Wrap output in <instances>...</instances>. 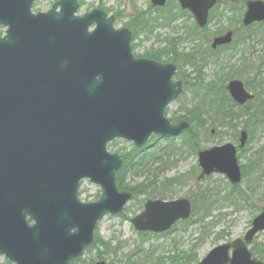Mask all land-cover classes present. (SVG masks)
<instances>
[{
    "label": "water",
    "instance_id": "obj_1",
    "mask_svg": "<svg viewBox=\"0 0 264 264\" xmlns=\"http://www.w3.org/2000/svg\"><path fill=\"white\" fill-rule=\"evenodd\" d=\"M38 0H0V255L14 264H72L95 240L98 223L120 216L133 194L119 189L123 166L115 140L144 147L152 135L177 137L166 108L182 92L176 66L135 58L132 32L116 30L102 10L77 16L78 0L33 12ZM155 7L167 0H151ZM200 27L218 0H179ZM244 25L264 21V2H248ZM233 33L213 47L228 45ZM239 105L254 99L243 82L227 86ZM248 133L241 134V148ZM233 144L198 153V180L225 175L242 184ZM99 186L97 202L79 198L81 183ZM192 214V203L149 200L132 220L139 233H165ZM264 232V212L244 239L214 249L200 264H264L248 246ZM233 250L232 256L230 251ZM98 264H106L100 262Z\"/></svg>",
    "mask_w": 264,
    "mask_h": 264
},
{
    "label": "rangeland",
    "instance_id": "obj_2",
    "mask_svg": "<svg viewBox=\"0 0 264 264\" xmlns=\"http://www.w3.org/2000/svg\"><path fill=\"white\" fill-rule=\"evenodd\" d=\"M57 1L59 0H38L33 6V11L47 12ZM79 1L81 6L78 14L81 16L95 9H101L109 16L116 18V29L129 28V24L136 28L132 42L133 53L136 57L148 59V57H153L155 53L161 52L163 53L161 63L177 65V80L189 83L196 77L195 66L200 64V59L195 55L197 47H199L195 44L199 42L197 39L194 40L192 38V34L197 36V33L193 29V21L188 16L183 17L178 14L175 7H172L174 19L170 21L167 12H153L150 0ZM227 1L230 3L229 7L232 5L236 11L226 10L228 6L226 8L223 7L217 14V16L222 15L220 16L221 20L210 26L205 40L208 36H211V38L216 37L213 34H225L230 29L236 28L235 21L238 19L236 12L237 9L239 10L243 0ZM158 15L163 17V20L156 22L155 19H158ZM145 19L148 22L154 21L153 24L150 23L152 26H146L139 30ZM166 22L171 23L166 24ZM235 41H239L238 37H235ZM201 43L199 45L204 47H200L203 55L210 54V50L207 49L205 43ZM174 49L175 53H172ZM215 57L212 56L211 62L204 68L207 83L218 82L221 78L220 73H230V69H233L232 66L234 65L238 67L235 71H240V61L244 57L250 58L253 63H261L262 59H264L263 30L241 49H236L231 53L222 52L220 63L216 62L218 60L214 61ZM223 66L225 68L222 69ZM240 73V75H247L244 70L240 71ZM192 90L195 91V89L191 88L187 90V86L184 84L183 93L167 107L166 115L168 120L173 122L178 120L177 122H179L190 119L188 114L194 111L193 109L199 103L200 94H202L204 89L200 88V93L196 98L193 96ZM243 121L244 118L238 121L240 125L239 134L243 129ZM192 125V130L199 138L198 151L221 147L228 143L239 146V135L235 138L234 131L229 127L213 126L211 120H208L206 127L201 126V121H197ZM172 142L176 148L168 150L162 162L150 163L146 168H141L139 173L135 174L131 171L127 175L126 185L139 189L143 187L149 195L153 193V196L140 195L138 199L131 201L127 205L123 214L120 216H107L99 223L96 239L109 243L108 245L111 248L107 249L109 253L100 258L99 255L105 249L100 244L99 246L95 244V246L93 245L94 247L89 248L84 253L80 261L73 264H97L100 261H105L107 264H127L128 258L133 253H136L138 246L146 251L153 250L154 253L151 259L153 262L151 264H199L215 248L237 239H242L246 235L252 227L254 218L264 210V125L257 129L256 136L241 151L239 159L244 173L248 172V175H251L249 177L250 186L252 188L257 187V191L253 195L249 193L246 178H244L243 184L239 186V190L233 192L232 195H235L234 197H229L233 191L232 185L224 175L216 174L210 176L201 182L198 181L199 184L196 185L197 177L200 173L194 176L198 167L197 152L188 146H182L180 137ZM167 145L168 142L160 138L153 147L158 146L162 151ZM108 149L112 154L120 156L136 151L133 143L125 140L112 142ZM255 162L257 163L256 169H254L253 164ZM184 175L188 176L186 184L182 186L170 184L175 178ZM240 192L251 195V198L246 200V197L242 196ZM101 193L99 186L89 180H85L81 184L79 196L81 201L92 203L98 201ZM162 193L167 194L165 200L168 201L191 200L195 193L208 195L214 203V210L204 224L197 223L196 220L191 221L189 224L179 223L170 233L149 236L142 242L140 233L134 229L131 221L143 212L144 204L147 200L161 199L158 196ZM226 196L227 200L224 199ZM255 248L264 249V233L259 234L250 247L251 251ZM176 256L183 258L172 262L170 258ZM255 257L264 261V256L260 258L255 255ZM0 264L14 263L9 262L4 256L0 255Z\"/></svg>",
    "mask_w": 264,
    "mask_h": 264
},
{
    "label": "trees",
    "instance_id": "obj_3",
    "mask_svg": "<svg viewBox=\"0 0 264 264\" xmlns=\"http://www.w3.org/2000/svg\"><path fill=\"white\" fill-rule=\"evenodd\" d=\"M163 17H160V15H158V19H155L156 22H158V20H163ZM213 18V17H212ZM211 18V20H212ZM174 18H170L169 20L172 21ZM154 21L152 22H148L146 19L142 22V24L139 27L140 29H143L144 27L148 26H152L150 23L153 24ZM171 23V22H168ZM166 22V24H168ZM131 30L133 32H136V28L134 27H130ZM251 34H253L252 32H249V36L247 37V39L250 41L251 38ZM204 37H206V33L203 34ZM192 38L195 40H199L198 38V34L197 36H194L192 34ZM238 44L237 47L240 46V43L243 42L246 43L248 40H246L245 38H238ZM172 53H175V49L172 51ZM153 57L157 60V61H162L163 58V53H157L155 55H153ZM174 62V60H173ZM210 60L209 59H202V65H196L195 66V72H196V77L193 79V81H191V84H193L192 86H194L195 92L197 95H199L200 93V88L204 89V91L202 92V94H200V101L199 103L196 104V106L194 107V111H192L191 113L188 114L190 119H187V121L192 125L194 123H196L197 121H201V126L206 127L208 120H211V123L213 126H221V127H229L234 131V137L237 138L239 135V124L238 121L239 120H243L242 122L243 124V129H247L249 131L250 134V141L254 139V137L256 136V132L257 129L260 128L261 126L264 125V59L261 61V63L257 64V63H253L252 60L250 58H242L241 63H243V66L241 67L240 71L244 70L247 75H240V71L236 72L235 67H232L233 69L230 70V73L226 74L225 72L220 73L221 78L219 79L218 82L212 81L207 83L206 82V76L204 74V68L206 66H208ZM218 62V61H216ZM220 63V62H219ZM225 68L224 66L222 67V69ZM221 69V70H222ZM252 72H254L257 76V82H255L254 84H250V78H251V74ZM233 78H241L244 79V81L246 82L247 86L249 87L251 85V89L252 91H254L257 94V103H250L245 107H238L231 99V97L229 96V94L226 91V84L229 80L233 79ZM263 98V99H262ZM262 103H261V102ZM187 116V117H188ZM186 119V118H185ZM178 121V120H177ZM175 121V122H177ZM173 122V121H172ZM193 128H191L189 131H186L182 137H181V141H182V146H188L190 149H194L195 152L198 151V141L199 138L196 135V133L192 130ZM173 140H167L168 145L166 146V148L164 150L161 151V148L158 146L155 147H151L152 149H138L136 148L134 153H130V154H125V155H121L123 161H124V165L123 168L118 172L117 174V185L121 190H125V191H130L134 194L135 200L138 199V197L140 195L146 194L149 197L153 196V193H149L145 190V188L143 189H139V188H132L129 187L128 185H126V178L129 172H133L135 174L139 173L141 168H146L147 166H149L150 163H156L159 161H163V159L165 158V154L167 153L168 150H172L175 149L176 147L173 145ZM181 148V147H179ZM254 164V169H256L257 167V163H253ZM260 164V163H259ZM197 171V172H196ZM194 173V176L197 175V173L199 172V169L197 168ZM254 175V174H253ZM251 175H248V172L244 173V178H246L247 182H248V189H249V193H251V195L255 194L257 191V187L252 188L250 186V180L249 177ZM187 177V178H186ZM188 180V176L184 175L182 177L179 178H175L170 184L172 185H176V186H182L184 184H186ZM199 182H197L196 185H198ZM199 187V186H198ZM232 193L230 196H235L232 195L233 192L238 191L239 189L237 188H232ZM203 192V191H202ZM200 193V192H198ZM198 193H195L192 197H191V201L193 203L194 209H193V217L194 220H196V222L198 223H203L205 222V220L212 214L213 210H214V203L213 201L209 198L208 195H204L201 194L199 195ZM165 193L160 194V196H158L161 199H166V195ZM240 194L242 196L246 197V200L251 198V195L248 194H243L240 192ZM249 196V197H247ZM225 200H227V196L224 197ZM142 237V242L144 240H146L149 235L148 234H143L141 235ZM95 244L97 246H99V244L101 246L104 247L105 251L103 253H101L99 255V257L101 258L103 255L108 254L109 251L107 250L109 247V243H105L100 239H96L95 240ZM94 244V246H95ZM92 246V247H94ZM111 249V248H110ZM254 254L256 256H259L260 258H262L264 256V249H258L255 248L253 250ZM153 250L150 249L148 251H146L145 249H142L140 246L137 247V251L136 253H133L127 260V264H151V262H153L152 257H153ZM183 258V257H171L170 259L172 260V262H176L178 259ZM80 260H77V262Z\"/></svg>",
    "mask_w": 264,
    "mask_h": 264
},
{
    "label": "flooded vegetation",
    "instance_id": "obj_4",
    "mask_svg": "<svg viewBox=\"0 0 264 264\" xmlns=\"http://www.w3.org/2000/svg\"><path fill=\"white\" fill-rule=\"evenodd\" d=\"M250 1H261V2H264V0H243V2H242V4H241V6H240V8H239V10L237 9V14H238V19H236V28L235 29H230L229 31H227L225 34H222L223 36L224 35H226V34H228V33H230V32H232L233 33V41H232V43H230V44H228V45H224V46H219V47H217V48H214L213 47V44H214V40H215V38H217V37H220V36H222L221 34L219 35H216V34H213L214 36H216V37H214V38H211V36H208L207 37V39L205 40V37L203 36V34H205V33H209V30H210V26L213 24V23H216V22H218V21H220L221 19H220V16H222V15H218L217 16V14L220 12V10L223 8V7H225L226 8V6H228L227 7V9L226 10H232V12L234 11H236V9H235V7H233L232 5H230V7H229V2L227 1V0H218L217 2H216V4L210 9V11H209V20H208V23H207V25L205 26V27H200L199 25H198V23H197V20H196V18H195V15L193 14V12L192 11H190L189 9H186V10H184L183 8H182V5H181V2L179 1V0H168L167 1V3L165 4V6H163V7H152V10H153V12L154 13H158V12H160V11H162V12H167L168 14H169V17L170 18H174V11L172 10V7H175V9H176V12L178 13V14H180V15H182L183 17L184 16H188V18H190L192 21H193V29H194V31L198 34V38H199V40H198V42L200 43V42H202V43H205V45L207 46V49L208 50H210V54H207V55H203V53H202V51H201V49H200V47H202V48H204L203 46H201V45H199V43L198 44H195V45H198L199 47H197V52L195 53V55L196 56H198L199 57V59H200V65H202V59H204V58H206V59H209V60H211V57L212 56H216L215 58H214V61H216V60H218V62L217 63H219V61L221 60V55H222V52L224 53V52H228V53H231L232 51H234V50H236V49H241L243 46H245L247 43H248V39H247V37L249 36V32H252L253 34H251V38H250V40H252V38L255 36V35H258L262 30H263V32H264V29H263V27H264V22H255V23H253L251 26H245L244 25V18H245V15L247 14V12H248V10H249V8H248V2H250ZM173 12V13H172ZM220 14H222V13H220ZM213 17V18H212ZM211 18H212V20H211ZM6 33H7V27H5V26H0V36L1 37H5L6 36ZM235 37H243V38H245L246 40H248L246 43H244L243 44V42H241L240 43V46H236L237 45V42L235 41ZM211 38V39H210ZM237 39V38H236ZM194 42V41H193ZM197 42V41H196ZM195 43V42H194ZM201 43V44H202ZM236 46V47H235ZM155 54H157V53H155ZM154 54V55H155ZM236 57V56H235ZM245 58V60H246V57H244ZM147 59V58H146ZM232 59V58H231ZM148 60H153V61H156V62H159V63H161V61H157L154 57H148ZM242 60V59H241ZM263 60V59H262ZM211 62V61H210ZM240 63H241V61H240ZM162 64H165V63H162ZM209 65V64H208ZM177 66V65H176ZM243 66V63H241V66L240 67H242ZM232 67H235V69L236 68H238L236 65H234V66H232ZM231 70V69H230ZM247 72V71H246ZM177 73H178V67H177ZM177 73H176V75H177ZM175 75V82H177V81H180V82H182L183 83V81L182 80H177L176 79V76ZM252 76H251V81H250V84H254L255 82H257V76H256V74L254 73V72H252V74H251ZM235 80H237V81H242L243 83H244V86H245V88H246V90L249 92V93H251V94H254L255 96H256V98L253 100V101H250L249 102V104L250 103H257V101H256V99H257V94L254 92V91H252V89H251V85L248 87L247 86V84H246V82L243 80V79H241V78H233V79H231V80H229L227 83L229 84L230 82H232V81H235ZM184 84H186V86H187V90L189 89V88H191V89H194V86H192L191 85V82H189V83H183V86H184ZM193 91V93H194V95L193 96H195V98L197 97V94H196V92L194 91V90H192ZM227 91V90H226ZM227 93L229 94V96H230V93H229V91H227ZM231 97V96H230ZM200 98V97H199ZM232 99V98H231ZM233 101V100H232ZM234 102V101H233ZM238 107H245V106H240L239 104H237L236 102H234ZM262 103V102H261ZM247 106V105H246ZM180 122V121H179ZM213 132V131H212ZM239 136H240V134H239ZM238 141H239V139H238Z\"/></svg>",
    "mask_w": 264,
    "mask_h": 264
}]
</instances>
